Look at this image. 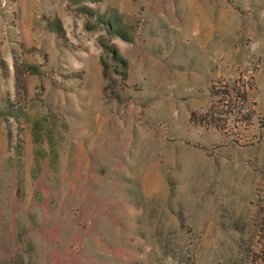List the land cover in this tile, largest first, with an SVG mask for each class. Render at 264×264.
<instances>
[{"label":"rangeland","instance_id":"obj_1","mask_svg":"<svg viewBox=\"0 0 264 264\" xmlns=\"http://www.w3.org/2000/svg\"><path fill=\"white\" fill-rule=\"evenodd\" d=\"M0 264H264V0H0Z\"/></svg>","mask_w":264,"mask_h":264},{"label":"trees","instance_id":"obj_2","mask_svg":"<svg viewBox=\"0 0 264 264\" xmlns=\"http://www.w3.org/2000/svg\"><path fill=\"white\" fill-rule=\"evenodd\" d=\"M218 89H215V87H212V92H213V95L214 96H218L219 94H218Z\"/></svg>","mask_w":264,"mask_h":264}]
</instances>
